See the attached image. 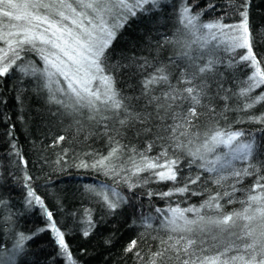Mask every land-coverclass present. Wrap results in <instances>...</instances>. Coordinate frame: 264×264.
<instances>
[{
    "label": "snow or ice",
    "instance_id": "snow-or-ice-1",
    "mask_svg": "<svg viewBox=\"0 0 264 264\" xmlns=\"http://www.w3.org/2000/svg\"><path fill=\"white\" fill-rule=\"evenodd\" d=\"M159 4L160 0H0V77L18 69L25 76L37 77L41 81L40 87L47 90L49 102L60 105L68 114H81L86 109L89 120L99 117L97 123L115 117L121 128L139 121L145 132H151L153 129L148 126V121L152 114H141L133 109L130 103L133 98L122 96L115 87V72L132 66V63L124 64L123 60L135 62V57L121 55L116 63H110L113 53L109 50L130 18L147 11L146 5L155 7ZM212 7V4L208 5V8ZM206 10L193 12L186 4L179 13L180 27L173 37L165 40L179 49L178 56L188 62V67L180 73L179 86L170 83L167 66L157 67L141 81V96L146 98L147 104L154 106L156 118L172 120L171 124H162L163 135L157 132V139L164 140L167 146L162 145L156 157L147 155L152 144H148L144 152L132 148L127 160H121L125 146L109 136L112 147L106 156L91 164L82 161L78 165L102 170L105 175L117 178V184H125L129 191L141 186L140 181L133 178L145 172L149 176L143 179L144 184L150 180L172 182L173 188L169 191H150L149 197L160 195L163 198L189 192L197 195L191 185L201 182L203 172L209 173L208 178L220 187L229 178L235 181L230 185L232 192L209 195L199 208L156 209L163 217L159 230L164 231L167 238L153 237L159 239V247L146 264H168L169 261L172 264H264V160L259 159L264 155V141L247 139L242 130L222 129L215 124L200 131L195 123L201 115L198 108H206L212 119L217 115L211 103L213 98L207 91L209 77L215 79L216 66L223 63L216 49L222 47L229 54V67L242 63L252 69L242 82L243 86L234 93L243 101L241 111H249L264 102V91L252 95L264 86V67L253 52L254 34L249 26L246 3L241 6V19L235 24L224 23L223 17L202 22ZM238 50L245 51L234 55ZM27 52L39 56L43 61L42 69L31 62H23V54ZM147 65L145 60L140 67ZM157 85H167V88L155 95ZM218 88L225 92L220 98L226 102L230 98L227 90L222 83ZM205 98H208V104L203 103ZM228 110L225 103L224 111ZM121 116L123 118H119ZM248 119L264 124V113L250 115ZM105 128H108L106 123ZM117 135H120L119 131ZM169 148L173 149L171 155ZM182 156L189 168L195 166L202 171L182 175ZM234 162H240L242 166L237 167ZM246 176L255 177V182L248 189L246 198L239 202L241 207L225 211L221 200L228 197L227 203H233L232 193L237 191L235 184ZM30 179L25 176V180ZM25 186L28 187L26 203H35L44 210L48 229L54 233L61 254L67 257L69 264H74L64 232L52 220V213L45 208L43 200L29 185ZM87 191L100 198L111 211L126 202L115 188L90 186ZM152 219L151 216L141 218V227L145 229L141 238L153 228ZM88 224L90 228V219ZM83 235L87 237L89 230ZM31 238L21 233L15 249H23L24 242ZM136 247L137 240L133 239L125 252H133ZM134 256L138 261H144L138 250ZM10 260L11 257L7 261L0 258V264H8Z\"/></svg>",
    "mask_w": 264,
    "mask_h": 264
},
{
    "label": "trees",
    "instance_id": "trees-1",
    "mask_svg": "<svg viewBox=\"0 0 264 264\" xmlns=\"http://www.w3.org/2000/svg\"><path fill=\"white\" fill-rule=\"evenodd\" d=\"M245 3L249 26L254 34L253 52L264 67V0H160L158 6L146 5L147 11L143 14L138 12L118 32L109 50L113 53L110 63H116L121 55L135 57V62L123 60L124 64L132 63V66L115 72V87L122 96L133 98L130 102L133 109L141 114H152L148 121V126L153 129L151 132H145L139 121L121 128L115 117L97 123L99 117L89 120L86 109L81 114H68L60 105L49 102L47 90L40 87L41 81L37 77L25 76L18 69L0 77V201L4 202L0 204V258L7 261L11 257L8 264H69L55 243L54 233L48 229L44 210L35 203H26V184L43 200L45 208L52 213V220L64 232L74 264H146L159 247V239L153 237L167 238V234L159 230L163 217L156 209L166 210L177 206L199 208L209 195L232 192L230 185L235 183L234 180L229 178L220 187L208 178L209 173L203 172L201 182L191 185L197 195L189 192L163 198L160 195L149 197L147 193L150 191H169L173 188L172 182L157 183L150 180L144 184L143 179L149 176L145 172L133 178L140 181L141 186L129 191L125 184H117V178L105 175L102 170L78 165L82 161L91 164L99 157L106 156L112 147L109 136L115 137L125 146L121 160H127L130 149L144 152L148 144L153 147L147 155L158 156L162 145L167 144L157 139V132L163 135L162 124H171L172 120L167 118L160 121L156 118L154 106L147 104L146 98L141 96V81L157 67L167 66L170 83L179 86L180 73L188 67V62L178 56L179 49L165 43V40L173 37L180 27L178 19L181 9L186 4L192 7L193 12L207 9L201 17L202 22L223 17L224 23L235 24L241 19L239 10ZM209 4L213 7L208 8ZM193 49H196V45H193ZM244 51L238 50L234 55L238 56ZM216 54L223 63L217 64L215 79L209 77L207 91L208 96L213 98L211 103L217 115L212 119L206 108H198L201 115L195 123L200 131L215 124L222 129L242 130L247 139L264 141V124L248 119L250 115L264 113V102L249 111H241L243 101L234 95L252 69L242 63L229 67V54L222 47L216 49ZM193 55H196L195 51ZM23 57L24 63L31 62L42 69L40 58L35 53L27 52ZM145 60L148 65L141 68ZM221 83L230 96L226 102L220 98L225 95L218 88ZM155 87L154 94L160 95L167 85ZM262 91L264 86L256 89L252 95ZM203 103L208 104V98ZM225 103L229 106L227 112L224 111ZM117 131L120 135H117ZM61 136L63 140L59 139ZM172 151L169 148L170 155ZM259 159L264 160V155ZM234 163L237 167L242 166L240 162ZM181 168L182 175L202 171L195 166L189 168L183 156ZM26 175L31 179L25 180ZM254 182L255 177L246 176L235 184L237 191L232 193L233 203H227L228 197L221 200L224 210L239 209V202L246 198ZM90 186L115 188L126 202L111 211L100 198L87 191ZM187 215L192 216V213ZM147 216L153 217V228L148 229L141 238L140 234L145 232L141 227V218ZM89 219L92 223L90 228ZM85 230H89L87 237L83 235ZM21 233L32 238L24 242L23 249L16 250L15 244ZM133 239L137 240L136 249L125 252ZM137 250L144 258L143 262L134 256Z\"/></svg>",
    "mask_w": 264,
    "mask_h": 264
},
{
    "label": "rangeland",
    "instance_id": "rangeland-1",
    "mask_svg": "<svg viewBox=\"0 0 264 264\" xmlns=\"http://www.w3.org/2000/svg\"><path fill=\"white\" fill-rule=\"evenodd\" d=\"M40 63L42 64V67L41 68H43V61L40 60Z\"/></svg>",
    "mask_w": 264,
    "mask_h": 264
}]
</instances>
